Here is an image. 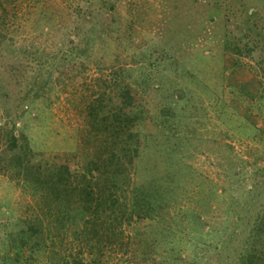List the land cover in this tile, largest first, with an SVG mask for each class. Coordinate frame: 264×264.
<instances>
[{
  "label": "rangeland",
  "instance_id": "rangeland-1",
  "mask_svg": "<svg viewBox=\"0 0 264 264\" xmlns=\"http://www.w3.org/2000/svg\"><path fill=\"white\" fill-rule=\"evenodd\" d=\"M216 1L221 3L218 12L214 11L212 4H207V0H112V5L106 9H103L100 0H87V3L81 0H41L43 8L49 9L51 21L46 20L47 24L43 27L47 32L40 35L31 31L32 19H24L32 9L33 0L13 2L17 9V20L14 21L16 42L22 43L24 37L33 38L38 41L37 45L57 51L58 59L65 58L61 60L66 62L64 70L67 71L62 74L66 76L64 82H46V70L50 68V63L43 61L39 52L32 56L33 60L28 66L25 65V77L21 76L19 82H9L7 77L0 78V93L8 91L5 88L8 81L18 95L25 88L38 94L34 102L40 109L25 104L27 109L22 115L16 109V125L21 128H16L15 133H21L19 141L26 159L33 162L63 160L76 166V159L83 152L93 151L97 143V139L94 142L91 138L97 136L90 131L89 120L92 116L89 111L92 106L93 114L97 112V102L107 97L106 90H110L114 100H118V95L123 98L131 93L133 96L140 94L142 102L156 103L146 96L148 88L146 91L137 89L136 78L139 76H147L151 87L155 88L152 90L155 91L153 96L156 100L168 94L170 103L181 104L182 107L188 104L187 108L193 107V102H200L195 112L200 120L196 139L200 138L201 143L187 148L184 146L185 149L189 147L185 173L179 174L175 181L167 178L162 181L163 185L171 187V192L164 199L174 200L163 211L160 221L154 224L155 221L150 223L147 220L149 225L154 224L152 231H162L160 239L164 235L172 239L163 238L165 242L159 243L156 237L147 234L140 241L138 235L131 233L129 242L123 247L127 249L126 252L114 254L117 260L124 257L122 264H174L173 257L167 252L170 248L168 241L172 240L184 248L174 260L176 262L192 264L196 260L199 264H228L223 231L230 232L236 228V219L242 207L237 205L240 188L237 183L226 186L227 181L233 180L223 178L218 159L225 153L231 155L232 151L236 152V157L243 164L234 171L246 169L245 175L239 176L240 183H250L264 177L260 170H254L264 162L263 159H255L257 147L264 154L263 147L255 142L257 130L264 128V113L259 112L257 107H251L244 113L235 110L238 106L244 109L248 104L233 86L244 92L246 86L243 83L257 74V61L264 63V0ZM75 9H79L80 14L74 12L68 17L65 15L67 11L70 13ZM229 10L233 18L242 20L240 23L235 20V25L244 23L241 30L234 28L233 20L225 16ZM98 11L101 15L106 11L105 17L112 14L113 36L106 38L108 44L95 43L91 50L84 51L93 19L100 15H97ZM85 14L90 15V20L89 17L84 19ZM17 22L21 23L19 27ZM228 29L235 33L232 37L240 42L242 54L225 49V32ZM251 29L256 33L250 32ZM247 32L252 34H245ZM71 37L74 43L69 42ZM54 41L61 43V50L53 45ZM200 50L210 57L201 58ZM63 53H67L66 56ZM41 67L45 71L40 72ZM258 75L261 77V74ZM118 81L120 83L117 85ZM260 99L264 108V98ZM252 101L257 102L258 99ZM225 104L227 107H224ZM165 107L166 104L164 109L170 115H174L175 112H171L174 109L182 115L180 118H164L168 129L161 131L167 133L175 131L185 122L182 121L184 114L181 109ZM152 114H148L142 125H153L158 121L160 127L162 117ZM6 118L1 106L0 125ZM148 138L152 139V136L149 134ZM170 151H173L172 148ZM183 152L187 154L186 150ZM170 156L177 159L181 154L175 151ZM142 177L149 178L147 174ZM217 183V190L221 191V196L227 195L226 200L206 206L200 199H210ZM35 198L37 196L22 189L13 175L0 169V211L7 214H0V264H8L3 260L6 256L3 242L7 241V234L35 225L34 216L38 212ZM148 199H161V196L151 195ZM190 209L202 212L204 232L196 231L197 234L186 223ZM249 216V212L243 214V217ZM169 227L173 232H167ZM227 244L235 246L236 242L228 241ZM53 248L63 251L59 243ZM81 248L85 257L92 254L88 251L92 247L82 245ZM73 249H77L76 242ZM147 250L152 251L149 254ZM141 253L149 256L142 259Z\"/></svg>",
  "mask_w": 264,
  "mask_h": 264
},
{
  "label": "trees",
  "instance_id": "trees-1",
  "mask_svg": "<svg viewBox=\"0 0 264 264\" xmlns=\"http://www.w3.org/2000/svg\"><path fill=\"white\" fill-rule=\"evenodd\" d=\"M81 1L87 3V0ZM100 1L103 9L112 5V0ZM13 2L14 0H0V78L7 77L9 82L13 80L19 82L21 76L25 77L23 72L25 65L28 66L30 60H33L32 56L40 52L43 61L46 60L50 63V68L46 70L48 80L45 81L52 82V84H56L57 81L64 82L66 76H62V74L67 73L64 70L66 62L63 61L65 59L63 57L61 58L63 60L58 59L57 51L45 49L39 46L40 44L37 45L38 41L33 38L24 37L22 43L16 42L17 28H14V21L17 20V9ZM207 4H212L214 11L218 12L221 3L218 4L216 0H207ZM227 8L229 7L227 6ZM79 9H75L73 12L71 10L70 13L67 11L65 15L67 14L68 17L74 12L80 14ZM48 10L43 8L41 0H33L32 9L25 17L24 14L22 15L26 21L32 19L31 31L33 34L47 32L43 26L47 24L46 20L51 21ZM104 12L106 14V11ZM87 14L84 15V19L87 20L89 17L90 20L91 13ZM98 14L100 15L93 19L90 26L92 29L87 35V43H84V51L91 50L95 43L108 44L106 38L113 36L111 34L112 14L109 13L106 17L99 11ZM30 15L32 16L30 17ZM225 16L232 19L234 25L235 20L239 23L242 21L233 18L231 10ZM243 24L235 25L234 28L241 30ZM250 32L256 33L252 29ZM225 33V49L242 54L243 49L240 42L232 37L235 33L229 29ZM73 41L74 39L71 37L69 42L74 43ZM60 44L55 41L53 43L61 50ZM199 53L203 59L210 57L202 50ZM63 54L66 56L67 53ZM20 55L21 57H19ZM87 55L90 57L89 54ZM257 63V74L243 83L244 87L246 86L243 88L244 92L238 90L237 86L233 84L237 93L243 95L242 97L248 104L244 109L239 106L234 108L239 112L244 113L251 107H257L259 112L264 113L263 104L260 101L261 97L264 98V63L261 61H257ZM238 64L239 60L236 61V65ZM42 71H45L43 67L40 68V72ZM258 74H261V77ZM8 81L7 86H4L8 91L4 90L0 93V107H3L7 117L5 122L0 125V146H2L0 169L13 175L24 191L31 192L34 197L37 196L34 200L38 212L34 216L36 223L33 227L15 230V234L12 230L7 234V241L3 242L6 246V256L3 260L6 263L122 264L124 257L121 256L117 260L118 257L114 254L126 252L127 249H123V247L129 242L131 233L138 235L140 241L147 234L156 237L159 243L164 241L163 238L165 240L172 239L169 235H164L160 239L162 231H152L153 225L160 221L159 219L164 214L163 211L170 207L171 201L174 200L164 199L171 192V187L163 185L162 181L165 178L175 181L179 174H184L188 167L185 158L188 155L189 147L201 143L200 138L196 139L200 120L195 112L196 108L198 110L197 106L200 102L196 104L193 102L194 106L187 108L188 104L182 107L181 104L170 103L168 94L159 96L156 100V97L153 96L155 91L152 90L155 88L151 87L147 76H139L136 78L137 89L142 88V91H146L148 88L146 96L156 103L142 102L143 97L140 94L133 96L131 93L123 98L118 95L116 97L118 100H114V96L110 95V90H106L107 97L102 99L103 102H97V112L93 114L92 106L89 111L93 118L89 120L90 131L97 136V138L91 137L94 142L97 139L93 151L83 152L82 156L74 162L76 166L55 159L33 162L26 159L23 154L19 141L21 133H15L16 128H21L16 125V109L20 110L21 115L27 109L24 107L25 104L40 109L34 102L38 94L32 92L30 88H25L18 95ZM118 83L120 82L118 81L117 85ZM228 96L231 97V95ZM166 97L167 100H164ZM254 98L258 101H252ZM165 104L167 108L172 106L181 109L184 114L182 121L185 122L175 131H166L167 133L161 131L168 129L164 118L169 116L180 118L182 115L177 114L175 109L171 110V112H175L174 115H170L169 111L164 109ZM224 107H227V104ZM150 112H153L154 116L162 117L160 127H158V121L153 125H142ZM257 133L255 142L257 145H261L264 150V128L257 130ZM149 134L152 139L148 138ZM185 145L186 148L190 146L185 149ZM171 148L173 151L169 152ZM258 148H256L255 159L264 160V154L262 155L263 152L258 151ZM185 150L187 154L183 152ZM175 151L177 154H181L182 159L170 156L171 152ZM236 156V152L232 151L231 155L225 153L218 159L223 178L233 180L232 182L227 181L226 186L237 183V187L240 188V200L237 205L242 207V211L239 212V217L236 219V228L230 232L223 231L225 232L224 246L228 253L227 263L264 264V177L254 179L250 183L238 182L239 176H244L246 169L234 171L236 167L241 168L243 164ZM165 157L169 160H165ZM254 170L257 172L260 170V173L264 174V162L259 168L254 167ZM145 174L149 178L142 177ZM217 185L218 183L215 185L216 188L212 191L210 199H200L206 206L226 200L224 198L227 195L221 196ZM158 194L161 199H148L151 198V195ZM188 212L190 217L186 219V223L191 225V229H194L195 232H204L202 212L195 209H190ZM247 212L250 213V216L243 217V214ZM0 214L7 216L3 211H0ZM147 220L150 223L155 222L149 225ZM3 225L5 224L3 223ZM237 228L240 229L237 230ZM167 230L170 233L172 231L170 227ZM228 241H235V246L228 245ZM75 242L77 243L76 250L73 249ZM57 243L63 246V251L60 252L53 248ZM168 243L170 248L167 252L173 257V263L182 264L174 260H177L176 258L184 248L173 240ZM82 245L92 247L90 250L88 249L92 254L85 257ZM151 251L147 250L149 254ZM148 256L141 253L142 259H147ZM192 264L199 263L193 260Z\"/></svg>",
  "mask_w": 264,
  "mask_h": 264
}]
</instances>
